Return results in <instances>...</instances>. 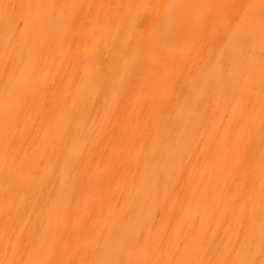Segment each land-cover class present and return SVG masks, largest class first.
Masks as SVG:
<instances>
[{"label": "bare ground", "instance_id": "1", "mask_svg": "<svg viewBox=\"0 0 264 264\" xmlns=\"http://www.w3.org/2000/svg\"><path fill=\"white\" fill-rule=\"evenodd\" d=\"M261 2L0 0V264L34 259L41 243L50 260L165 264L182 258L177 241L218 259L244 240L232 209L245 186L260 264ZM73 4L94 7L69 31L60 6ZM134 4L152 6L131 29L145 39H130L134 65L114 63V25ZM98 13L111 25L93 29Z\"/></svg>", "mask_w": 264, "mask_h": 264}, {"label": "snow or ice", "instance_id": "2", "mask_svg": "<svg viewBox=\"0 0 264 264\" xmlns=\"http://www.w3.org/2000/svg\"><path fill=\"white\" fill-rule=\"evenodd\" d=\"M8 5H4V18L6 25H11L16 23L15 16L8 11ZM21 8L30 9L32 5H21ZM37 7H48L50 9L57 7L56 5H47V6H37ZM60 7L71 8L72 12L68 15V30L71 31L72 27L75 25L79 10L87 8L89 11L94 7L93 5H64ZM95 7L103 9L108 7L106 5H96ZM130 11L126 13L117 24L114 25L115 32L117 36L122 35V39L115 40L113 44V62L117 63L121 60H124L126 63L134 65L135 56L133 55L129 58V47L130 39H136V47L138 48L144 41L145 37L137 35L131 29L136 25V20L143 13L147 15L148 10L152 7L147 4H134L127 5ZM172 7V6H169ZM253 5H248L247 9H251ZM260 31L261 37L264 39V0H262L260 5ZM134 10V11H131ZM89 23L92 25L93 29L98 26H110L111 18L108 16H101L99 13L92 17ZM157 21L153 19V25L155 26ZM18 26V24H17ZM247 26V27H246ZM80 27H84V22H80ZM232 38L239 44H243L251 38V21L248 16L247 10L240 16V21L233 29ZM135 51V50H133ZM221 66L214 65L213 72L217 71ZM106 87H110V78L105 77L104 81L98 85V91H103ZM262 90H264V81H262ZM241 106V101L238 99L236 107ZM260 139H261V152L259 158V172H260V184H259V201H260V218H259V233H260V248L261 255L264 256V96L261 99V110H260ZM236 207H234L233 214L236 217L240 230L244 233V240L240 242L239 247H233L231 249H226L221 253L220 258L218 259H202V258H193L194 256L199 255V246L190 248V246L183 241L175 242L171 247L174 254L182 257L174 261H166L165 264H256V261L251 258L252 248L251 243L254 238L256 221H255V193L251 187H242L239 191V194L236 197ZM59 243V242H57ZM16 249H14V252ZM51 248L45 249L43 244H38L33 247L34 259L25 261L24 264H159V262L149 261L147 259L143 260H134L131 256L126 259H109L103 256V253L100 254L101 258L95 259H80V260H50L41 258L42 256L50 253ZM9 264H17L15 261H10ZM260 264H264V259L260 260Z\"/></svg>", "mask_w": 264, "mask_h": 264}]
</instances>
